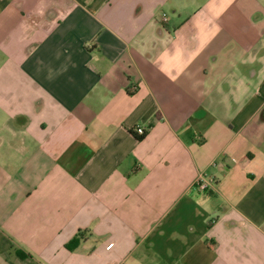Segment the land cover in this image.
Listing matches in <instances>:
<instances>
[{
	"label": "crops",
	"instance_id": "0c3cea01",
	"mask_svg": "<svg viewBox=\"0 0 264 264\" xmlns=\"http://www.w3.org/2000/svg\"><path fill=\"white\" fill-rule=\"evenodd\" d=\"M0 264H264V0H0Z\"/></svg>",
	"mask_w": 264,
	"mask_h": 264
},
{
	"label": "trees",
	"instance_id": "16d2710c",
	"mask_svg": "<svg viewBox=\"0 0 264 264\" xmlns=\"http://www.w3.org/2000/svg\"><path fill=\"white\" fill-rule=\"evenodd\" d=\"M141 128V129H140ZM132 132L136 135V137L139 139V140H142L145 138V136L147 135V130L145 128H142L141 126H137L136 128H133L132 129ZM80 237L81 235L79 236H76L74 239H72L68 244L67 246L71 249H74L79 241H80Z\"/></svg>",
	"mask_w": 264,
	"mask_h": 264
},
{
	"label": "built area",
	"instance_id": "2783aa9c",
	"mask_svg": "<svg viewBox=\"0 0 264 264\" xmlns=\"http://www.w3.org/2000/svg\"><path fill=\"white\" fill-rule=\"evenodd\" d=\"M210 183H213V180L212 179L211 180H207L206 179V174H201L199 176V178L197 179V181H196V186L199 189L203 190V189H206L210 185Z\"/></svg>",
	"mask_w": 264,
	"mask_h": 264
}]
</instances>
